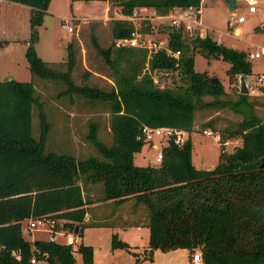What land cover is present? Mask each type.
Returning <instances> with one entry per match:
<instances>
[{
	"label": "trees",
	"instance_id": "trees-1",
	"mask_svg": "<svg viewBox=\"0 0 264 264\" xmlns=\"http://www.w3.org/2000/svg\"><path fill=\"white\" fill-rule=\"evenodd\" d=\"M17 1L30 6L25 56L32 75L62 80L63 92L108 101L112 142L98 137L91 119L86 135L99 154L80 157L45 150L50 122L42 100L34 93L33 79H0V264H35L32 255L49 264H76L75 251L81 253L82 264H93L90 243L80 240L74 247L53 238L31 240L22 232L25 218L48 216L64 219V227L73 226L71 230L78 223L75 233L80 235L87 210V181L103 182V198L118 203L133 198L145 205L149 249L188 247L193 251L199 246L202 264H264V120L251 113L238 126L225 128L228 133H220L218 159L212 167L194 164L190 136L196 97L226 93L220 79L212 81L206 70L195 69L194 51L228 60L226 72L232 81L251 71L247 51L228 46L209 33L188 35L181 26L170 25L168 44L181 50L177 66L163 48L148 55L145 47L116 44L115 38L130 35L133 23L115 17L111 43L103 47L95 40L112 69L114 85L107 89L77 83L71 75L76 61L72 39L66 44L65 69L54 66L56 61L43 58L36 49L38 25L50 0ZM110 1L125 14L141 5L163 13L174 5L200 2ZM176 68L185 82L162 86L154 82V70ZM33 103L38 106V137L32 134ZM143 124L171 125L185 129L187 135L181 143L169 137L161 146L158 163L137 164L134 151L146 141ZM235 133L241 142L226 150L227 136ZM111 243L130 248L116 232L111 234Z\"/></svg>",
	"mask_w": 264,
	"mask_h": 264
},
{
	"label": "rangeland",
	"instance_id": "rangeland-1",
	"mask_svg": "<svg viewBox=\"0 0 264 264\" xmlns=\"http://www.w3.org/2000/svg\"><path fill=\"white\" fill-rule=\"evenodd\" d=\"M57 4L70 11V0H56ZM235 12L244 14L243 21L229 23V16L232 9L227 7L224 0H201L200 30L199 34L209 33L218 41L235 48L244 50L255 49L264 42V0H257L258 6L255 11H249L245 0L236 1ZM9 1L0 0V67H8L14 70L12 73L0 74V79L15 77L17 79H33L34 93L42 100L43 108L50 122V127L45 140V150L53 149L59 152L74 153L83 157L88 154H99L92 142L87 138L89 121L96 122L97 135L106 143L112 142V132L110 129V106L104 99H93L83 94L73 92H63L65 83L60 79L32 75L27 59L25 58L24 41L29 36V16L30 11L27 5L17 7L10 5ZM90 12H84L80 18L69 17L68 23L73 24L70 32L66 26L62 25V20L54 13L44 14L41 24L38 25V39L36 41L37 52L46 57L47 60H54V66L65 69L66 44L71 39L75 46L76 61L71 70L72 78L77 83H87L102 88H110L114 85L112 69L105 56L95 44V40L100 46L106 47L113 40L112 19L122 17L119 6L108 1H96L90 3ZM136 14H149L150 9L140 8ZM86 7H84L85 9ZM157 13L153 12L152 14ZM161 18L153 16L150 21L157 23L158 30L155 36L165 37L170 24L164 23ZM240 27L238 32L236 26ZM165 31L166 33H162ZM195 34V33H194ZM20 37L19 39L11 37ZM39 53V54H40ZM40 54V55H41ZM41 55V56H42ZM43 57V58H44ZM26 60L23 62V60ZM252 63L251 71L243 75L248 90L242 96L240 93L241 75L233 81L229 79L226 68L229 61L218 57H208L201 51H194V67L198 70H206L210 76L217 75L223 82L226 93L214 96L212 94H201L195 99L194 125L190 133L192 140L193 162L198 167H211L218 159L220 150V136L225 128L232 129L238 126L239 122L246 119L251 113L264 120V82L257 78V73L264 70V55L249 58ZM62 60L61 62H59ZM4 70L2 68L1 72ZM19 70V72H17ZM154 82L159 85H174L185 82V79L174 69H157L153 71ZM156 79V80H155ZM243 92V91H242ZM61 104V105H60ZM32 134L38 137L40 134V120L38 106L32 104L31 109ZM203 128L211 129L212 133H206ZM227 134L228 132H224ZM185 136V134H184ZM153 140L157 145L146 140L141 149L136 153L134 162L137 164H147L156 161V153L159 147L167 142V137L154 135ZM241 142L238 133L228 135L225 141V149L232 150L236 144ZM81 181V179H80ZM88 182V181H87ZM84 189L86 196V183ZM94 194L98 198L103 192V182L96 181ZM92 196L87 219L81 227L80 236L82 241L90 243L93 248V264H199L190 262L188 247H177L175 249H161L160 247L148 248L147 226L128 225L123 226L133 219L141 218L145 215L146 207L142 202L126 203L120 208L123 215L114 214L109 206L102 207L100 203V213L94 210ZM142 203L143 205H139ZM134 212L130 215V212ZM126 214V215H125ZM142 219V218H141ZM28 218L23 220V235L31 240L34 238H49L47 225L35 227L29 231L25 229ZM64 219L59 218L54 222V228L71 230L63 225ZM136 227V228H135ZM116 232L117 236L126 240L130 248L122 245H112L111 234ZM57 240L66 239V235L55 234ZM134 237L136 242H132ZM75 247V245H74ZM145 248H147L145 250ZM195 248H199L196 246ZM194 248V249H195ZM193 249V250H194ZM192 252V250H191ZM76 264H82V255L79 251L74 252ZM35 264H49L45 258H38Z\"/></svg>",
	"mask_w": 264,
	"mask_h": 264
},
{
	"label": "built area",
	"instance_id": "built-area-1",
	"mask_svg": "<svg viewBox=\"0 0 264 264\" xmlns=\"http://www.w3.org/2000/svg\"><path fill=\"white\" fill-rule=\"evenodd\" d=\"M239 1V0H238ZM247 3V8L249 11H255L257 9V0H245ZM237 6V3H236ZM138 7H134L131 13H123L124 18H127L132 21L133 29L131 30L130 35L122 36L115 38L116 44H132L135 46H141L147 48L148 55L153 51L163 48L167 55L174 57L175 64L178 66L180 62L181 50L179 48H171L168 44V31H163L165 37H158L154 35V32L158 30L157 23H153L150 21V18L153 16L167 18V20L163 19L164 23H168V25L181 26L183 32L188 35H193L196 33V29H200L201 19H200V11H201V0L198 4H187V5H174L167 12H157V13H147L142 14L139 17L136 14ZM67 19L64 18L62 20V25L66 26L67 29L71 32L73 30V24L68 23ZM245 19L244 14H237L235 9L231 11L229 16V23L234 24L235 22L243 21ZM149 25V29H144L143 26ZM264 55V42L260 43L258 47L255 49L247 51V57H255ZM176 72H179L178 69H174ZM257 78L264 82V70L257 73ZM156 80V79H155ZM203 131L206 133H212L213 131L208 128H203ZM142 132L144 138L146 140H152L154 135H158L160 137H172L176 142L181 143L185 136L187 135V131L183 128H178L171 125H142ZM185 134V136H184ZM217 137L219 135L216 133ZM226 141V140H225ZM156 146V143H155ZM162 152L161 147L158 148L156 153V160L159 162L161 160ZM55 219L48 216H30L28 218L27 223L25 224V229L27 231L35 228L47 225V229L50 232L49 238L56 239L55 234L66 235V239L62 241H69L73 245H76V236L72 234V230L64 231L63 229L54 228ZM15 252V250H13ZM18 255V253H17ZM31 261L36 262L37 257L35 255L31 256ZM191 259L193 262H197L202 264V253L200 248H195L191 252Z\"/></svg>",
	"mask_w": 264,
	"mask_h": 264
},
{
	"label": "crops",
	"instance_id": "crops-1",
	"mask_svg": "<svg viewBox=\"0 0 264 264\" xmlns=\"http://www.w3.org/2000/svg\"><path fill=\"white\" fill-rule=\"evenodd\" d=\"M5 1H9L11 3L10 5H12V6H17V7H22V8L25 7L24 5H27L29 7V11H30V6L28 4H26V3H24V2H20V1H17V0H5ZM96 1L97 2L98 1L105 2V1H108V0H70V2H69L70 11H67V9L64 6L63 7L59 6V4H57L56 0H50L49 5H48V12L54 13L55 15L59 16L61 19L69 18V17H72V16L73 17H76V18H80V17H82V15H84V12H86V11L87 12H90L91 11L92 6H91L90 3L96 2ZM258 4L259 3H257V6H258ZM84 7H86V8L84 9ZM140 8L150 9V12L149 13L156 12V9L154 7H152V6L141 5ZM48 12H46V13H48ZM46 13H45V15H46ZM263 22H264V18H263ZM200 29H198V30H200ZM235 29L238 32V30H240V27L237 25L235 27ZM200 32H201V30H200ZM11 38L19 39L20 37L17 38V37L14 36V37H11ZM24 46L26 47V41H24ZM249 50H251V49H249ZM249 50H246V51H249ZM42 57H44V55H42ZM44 58H46V57H44ZM25 61L26 60L24 59L23 62H25ZM2 68H4V70L0 74H7V73L10 72V73H12L14 75L13 72H15V71L14 70L11 71V69H8V67H0V72H1ZM17 72H19V70ZM14 76L16 77V75H14ZM151 141H152V144L151 145H153L155 143L157 145V142L154 141L153 138H152V140H150V143H151ZM162 144H164V142ZM138 151L139 150L134 151L133 160L135 159V155H136V153ZM192 159H193V152H192ZM152 163H155L156 164L157 162H152ZM95 183H97V182L96 181L95 182L89 181L88 183H86V193H88L90 201L92 200L91 197L92 196H95V194H94V188H93V185H95ZM95 198L96 199H94V201L92 202L93 203L94 210H96V211H98V213H100V210H99V209H101L100 208L101 207L100 206V203H103V204H101L102 207H104L105 205L106 206H109L110 209H111V211L115 215L116 214L123 215L124 213L120 211V208L123 205H125L126 203H129V202H133L134 201L133 198H129V199H126L125 201H122V202L118 203V202L113 201L112 199L103 198L102 195H99L98 198L95 196ZM89 205H90V203L87 202L86 203L87 208L89 207ZM139 205L142 206L143 204L142 203H139ZM133 213H134L133 211L130 212V215H133ZM87 215H88V210H86V214H85L84 220L87 219ZM140 217L142 219L141 218H137V219L135 218L131 222H129V223L123 225V226L135 225V226H138L139 227L138 229H140L142 226H147L148 234H149V226L147 224V219H145L146 216L145 215H140ZM71 232L74 235V237L76 236V245H77V243L80 240H82V237L79 234L75 233L73 230ZM135 240L136 239L134 237L131 238V241L134 242V243L136 242ZM172 249H175V248H172ZM188 256H189L190 262H193L192 259H191V250H189Z\"/></svg>",
	"mask_w": 264,
	"mask_h": 264
},
{
	"label": "water",
	"instance_id": "water-1",
	"mask_svg": "<svg viewBox=\"0 0 264 264\" xmlns=\"http://www.w3.org/2000/svg\"><path fill=\"white\" fill-rule=\"evenodd\" d=\"M224 1L227 3V7H229L232 10H234L236 8V1H238V0H224ZM262 26H264V22L262 23ZM218 79H219V77L217 75L211 76V80L212 81H217ZM247 90H248V87L246 85V82L243 79V77H241V80H240V91L246 92ZM78 226H79V224L76 223L75 227L73 228L74 232L78 229Z\"/></svg>",
	"mask_w": 264,
	"mask_h": 264
}]
</instances>
